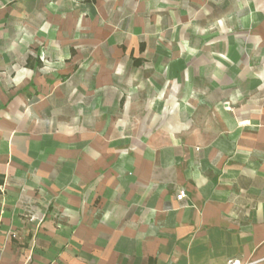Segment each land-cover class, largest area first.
Here are the masks:
<instances>
[{
    "label": "crops",
    "instance_id": "crops-1",
    "mask_svg": "<svg viewBox=\"0 0 264 264\" xmlns=\"http://www.w3.org/2000/svg\"><path fill=\"white\" fill-rule=\"evenodd\" d=\"M0 179L1 264L263 259L264 0H0Z\"/></svg>",
    "mask_w": 264,
    "mask_h": 264
},
{
    "label": "built area",
    "instance_id": "built-area-1",
    "mask_svg": "<svg viewBox=\"0 0 264 264\" xmlns=\"http://www.w3.org/2000/svg\"><path fill=\"white\" fill-rule=\"evenodd\" d=\"M187 196V193L185 190H180V192L177 194V199L182 200ZM35 217H32L34 219ZM11 237L13 238H18V234L15 232H11ZM5 250V245L0 241V255L4 252ZM263 259H258V260H241L239 258H230L227 260V264H259ZM1 264V263H0Z\"/></svg>",
    "mask_w": 264,
    "mask_h": 264
},
{
    "label": "trees",
    "instance_id": "trees-1",
    "mask_svg": "<svg viewBox=\"0 0 264 264\" xmlns=\"http://www.w3.org/2000/svg\"><path fill=\"white\" fill-rule=\"evenodd\" d=\"M2 182V180L0 179V183Z\"/></svg>",
    "mask_w": 264,
    "mask_h": 264
}]
</instances>
